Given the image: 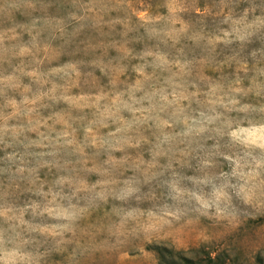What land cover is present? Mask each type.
<instances>
[{"label": "clouds", "instance_id": "9594fccd", "mask_svg": "<svg viewBox=\"0 0 264 264\" xmlns=\"http://www.w3.org/2000/svg\"><path fill=\"white\" fill-rule=\"evenodd\" d=\"M257 220L264 0H0V264Z\"/></svg>", "mask_w": 264, "mask_h": 264}, {"label": "rangeland", "instance_id": "374dc122", "mask_svg": "<svg viewBox=\"0 0 264 264\" xmlns=\"http://www.w3.org/2000/svg\"><path fill=\"white\" fill-rule=\"evenodd\" d=\"M261 223L264 220L250 221L249 232H254ZM232 240L233 237L223 230L204 232L192 229L144 242L131 256L119 257L118 264H225L226 261L229 264H264V228L252 237L243 238L238 246L233 247L235 256L229 255L227 247ZM184 259H188V262Z\"/></svg>", "mask_w": 264, "mask_h": 264}, {"label": "trees", "instance_id": "16d2710c", "mask_svg": "<svg viewBox=\"0 0 264 264\" xmlns=\"http://www.w3.org/2000/svg\"><path fill=\"white\" fill-rule=\"evenodd\" d=\"M161 259H163V255H162V253H161ZM184 260H186V262H188V259H184Z\"/></svg>", "mask_w": 264, "mask_h": 264}]
</instances>
